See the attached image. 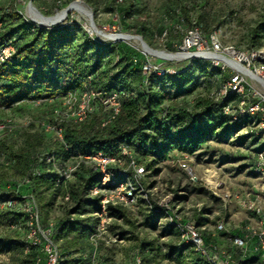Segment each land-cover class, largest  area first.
Returning a JSON list of instances; mask_svg holds the SVG:
<instances>
[{"label":"trees","instance_id":"16d2710c","mask_svg":"<svg viewBox=\"0 0 264 264\" xmlns=\"http://www.w3.org/2000/svg\"><path fill=\"white\" fill-rule=\"evenodd\" d=\"M70 1L54 0L53 7ZM106 3L111 10L119 11L122 21L132 24L131 28L152 46V28L146 17L135 16L138 9L133 2L127 4L119 0H106ZM183 12L185 19L190 22L186 7ZM199 22L201 28L211 31L210 27L201 23L200 17ZM78 31L80 29L76 26L47 28L28 22L18 12L16 0L0 7V46L10 42L16 49L12 61L0 63V111L43 101L44 106L50 107L52 116L69 93L85 90L106 94L119 92L122 103L116 120L105 127L102 123L108 114L103 111L96 112L83 123L73 120L64 123L63 141L54 135H46L42 128H31L25 131L24 147L18 151L9 143V137L0 143V158L7 160L3 161V169L13 167L21 177L20 182L13 179L0 182V226H21V230H14L0 239V248L22 249V264H45V256L40 246H33L27 240L26 215L16 207L1 206L7 199L19 203H24L30 197L40 199L41 209L48 216L49 210L62 195L63 205L67 209L64 218L55 225L53 236L61 255L60 264H78L73 247L84 242L87 234L91 241L96 233V214L100 206L98 200L91 198L89 193L99 182L98 171L81 161L75 178L58 185L55 164L65 166L67 162L98 153L119 156L120 148L126 146L132 158L144 165L150 174L175 151L193 156L201 148L207 147L210 141L234 138L242 129V126L232 123L230 117L224 115L223 106L226 102H216L212 95L229 75L211 62L195 59L189 61L186 67L176 69L177 74L147 76L143 73V63L148 60L145 55L126 43L112 44L100 41L84 31L78 35ZM163 32L164 29H160L159 35ZM167 35L165 47L168 51L174 50V42L182 44L184 40L179 30H169ZM203 79L211 86H208L209 94L199 95L194 103L187 102V97L204 85ZM217 79L221 80L220 84H217ZM51 116L42 121L48 122ZM245 137L247 135L242 138ZM252 142L254 148L258 149L248 160L249 168L256 154L264 150L256 135H252ZM128 165L129 161L126 160ZM35 169L39 175H32ZM158 172L154 170V173ZM132 173L131 169L129 174ZM26 179H29L28 183H25ZM147 183L146 178L141 181L145 195H139L134 208L145 205L152 215H156L153 221L161 216L166 218L165 209L158 204L153 205L149 200ZM23 188L28 193L24 194ZM67 195L69 201L65 200ZM132 209L122 205L111 206L109 217L134 227L129 213ZM201 214L199 210L196 216L189 219L200 228L207 243L217 241L212 236L215 228L200 227L201 220H207ZM166 224L169 234L176 240L169 245V251L162 249L164 253L160 254L164 260L175 264H207L196 251L180 242L175 225H169L167 221ZM80 250L76 249L77 253ZM155 252L152 243H144L140 254L144 264H157Z\"/></svg>","mask_w":264,"mask_h":264},{"label":"rangeland","instance_id":"374dc122","mask_svg":"<svg viewBox=\"0 0 264 264\" xmlns=\"http://www.w3.org/2000/svg\"><path fill=\"white\" fill-rule=\"evenodd\" d=\"M10 1L13 0H0V7ZM76 1H82L84 5H87V9L92 11L93 20L99 31L108 35H139L135 29L131 28L132 24L122 21L119 11L111 10L106 0H71L67 4L58 3L57 8L53 7L54 0H34L33 4L35 2L34 6L43 15L52 17ZM29 2L30 0H16L17 10L28 22L38 25L27 14ZM119 2L127 4L133 2L138 9L135 16L146 17L153 31L152 46H149L154 50L168 53L181 52L183 42L182 44L174 42L173 51L166 49L167 31L179 30L185 37L195 28L201 31L207 46L211 49H213V35L223 47L232 46L241 53L249 54L251 48L264 49V0H119ZM184 7L188 10L190 22L185 19ZM199 17L204 26L211 28L210 32L200 27ZM57 26H76L80 29L78 35H81L83 31L89 34L91 32L90 35L100 41L112 44L126 43L138 53L145 55L151 63L165 68L182 69L191 60H201L200 58L165 60L145 54L138 42L104 39L92 32L90 18L74 9L68 13L64 22ZM160 29H164L162 35H159ZM190 52L195 53L196 50L193 49ZM208 61L214 67L221 69V65L216 66L211 60ZM224 72L227 76L237 73L232 68H226ZM247 80L251 81L250 77H247ZM220 81L217 79V84H220ZM203 83L204 85L187 97V102L194 103L199 95L209 94L208 86H211L207 80L203 79ZM252 83L255 90L264 97V87L259 83ZM50 116V107L48 109L43 101H39L36 104L27 103L18 108L0 111V123L4 120H12L13 131L9 134V143L18 151L24 147L25 131L31 128L41 129L42 119ZM243 136L244 133L241 130L234 138L210 141L207 147L201 148L189 160H186L189 166L186 170L180 166V163L185 162V154L176 151L171 153L168 160L160 163L145 177L148 179L149 200L153 205L168 203L175 211H181L189 218L196 216L200 210L203 219H207L201 220L203 221L201 228L214 229L221 218L227 214V225L230 227L229 222H237L232 218L234 211L240 212L243 209L236 201H233L228 205L226 212L222 201L216 198L213 192L219 196L225 193L234 194L250 189L251 183L253 184L254 179L250 174L248 160L258 148L253 146L252 134L245 138H242ZM4 159L6 160L4 157L0 158V182L6 179L20 182L21 177L13 167L9 170L3 169ZM147 165L148 162H146ZM154 170L159 172L154 173ZM23 193H28L26 188H23ZM169 196L172 199L168 200ZM36 202L41 211L43 226L57 225L64 218L67 206L63 205L62 195L49 210L48 216L41 209L42 201L37 199ZM129 213L135 224L134 227L125 221L112 219L107 232L100 238L96 240L91 238L90 241L87 234L84 242L73 247L78 264H133L135 257L141 254L144 243L147 242L152 243V249L156 251L154 257L157 264H175L164 260L160 254L162 249L165 252L169 251V245L176 240L168 232L166 219L161 216L153 221L156 215H152L143 204L133 208ZM13 232L14 229L10 226H0V239ZM78 248H81L79 253L76 251ZM23 260L22 249L0 248V264H22ZM150 260L152 261V258Z\"/></svg>","mask_w":264,"mask_h":264},{"label":"built area","instance_id":"2783aa9c","mask_svg":"<svg viewBox=\"0 0 264 264\" xmlns=\"http://www.w3.org/2000/svg\"><path fill=\"white\" fill-rule=\"evenodd\" d=\"M212 40L213 49L207 46L205 37L198 28H195L184 37L181 53H191L190 51L195 49L196 52L193 54L198 53L203 56H190L184 59L211 60L216 66L221 65L223 71L226 68H232L237 72L229 74L226 82L212 95L216 102H226L223 106L224 115L230 117L232 123L242 126L241 130L244 135H256L261 145L264 146V97L252 85V82H256L264 87V49L252 50L251 53L245 54L232 46L223 47L214 35ZM15 52V46L10 42H5L0 46V63L12 61ZM207 54H215L219 58L204 56ZM237 64L249 71L253 77L236 68ZM143 73L147 76L164 77L168 74H177V71L176 68L155 65L148 59L143 63ZM244 76L250 77L252 82ZM121 108L119 92L106 94L85 90L80 93H69L63 99L60 108L54 111L51 119L42 123V130L46 135H54L59 141H63L64 123L71 120L83 123L91 115L103 111L108 114L107 119L102 123L105 127L116 120ZM12 131V120L2 121L0 123V143L8 138ZM190 157L185 155V162L180 163L181 168L185 170L189 168L186 160ZM126 160L129 161L128 166H126ZM81 161L92 165L99 173V182L90 189L89 193L91 198L98 200L100 206L96 214L98 219L96 233L92 236V240H96L107 232L111 220L109 207L122 205L134 208L138 203L139 195H145L141 181L145 179L148 172L144 165L132 158L128 147L122 146L119 156L110 157L104 153H98L67 162L65 166L55 164L54 169L59 176L58 185L75 178ZM131 169L133 173L129 174ZM36 174L39 175L37 169L32 172V175ZM250 174L254 179L250 189L234 194L225 193L221 196L213 192L214 196L222 201L226 211L228 205L236 201L252 217L241 227L240 232L236 233L227 225L228 217L225 214L215 226L212 235L217 241L207 243L200 228L189 217L181 211H175L168 203L159 204L165 209L167 223L177 227L180 242L196 251L207 264H264V150L254 157V163L250 166ZM28 182L29 179H26L25 183ZM170 199H172L171 196L168 197V200ZM65 200H70L69 195L65 197ZM1 206L16 207L23 212L26 215L29 243L42 248L45 264H60L61 255L53 240L55 225L49 224L47 227L42 225L41 213L35 198H27L24 203L7 199ZM12 228L21 230L20 225H14ZM219 241L224 244H220ZM133 264H144L141 255L135 257Z\"/></svg>","mask_w":264,"mask_h":264},{"label":"bare ground","instance_id":"6f19581e","mask_svg":"<svg viewBox=\"0 0 264 264\" xmlns=\"http://www.w3.org/2000/svg\"><path fill=\"white\" fill-rule=\"evenodd\" d=\"M81 2H79V1L73 2L67 8H69L70 11L73 10V9L77 10L80 13H82L83 15H86L88 18H90L89 10L87 9L86 5H84ZM67 8H64L63 11L58 12L55 16L47 17V18H45L46 17L45 15H44L45 17L39 16L38 14H36L31 9H28L27 14H28L29 18L32 21H34L35 23H37L41 27H54V26L62 24L64 22V20L67 18L68 13L70 12V11H67ZM92 32L96 33L97 35H99V36H101V37H103L104 39H107V40H117V39L124 38L127 41H131L132 40V41L138 42L140 44V42L136 38H131V37H128V36L122 37V36L115 35V34L108 35V34H106L104 32L99 31L97 28H92ZM145 50H146V52L149 55H152V56H155V57H158V58H161V59H163V58L183 59V58H187V57L194 56V55L195 56H203V54H198V53H196V54H193V53H182V54H178V55L173 56V55L163 54V53H160V52H155V51H152V50H149V49H145ZM204 56H207L209 58H219L215 54H207V55H204ZM235 66H236V68H238L240 71L244 72L245 74L251 75V73L249 71L243 69V67L240 64H237Z\"/></svg>","mask_w":264,"mask_h":264},{"label":"water","instance_id":"95a60500","mask_svg":"<svg viewBox=\"0 0 264 264\" xmlns=\"http://www.w3.org/2000/svg\"><path fill=\"white\" fill-rule=\"evenodd\" d=\"M33 1L34 0H30V2H29V5H28V8L29 9H31L32 11H34L36 14H38L39 16H42V17H45L35 6H34V4H33ZM79 2H81V1H79ZM82 3V2H81ZM87 6V5H86ZM89 10V12H90V27H92V28H97L96 27V24H95V22H94V20H93V13H92V11L90 10V9H88ZM67 11H70V9L69 8H67ZM45 18H47V17H45ZM47 28H51V27H47ZM90 34H92L91 32H90ZM115 35H119V36H122V37H124V36H128V37H131V38H136V39H138V41L140 42V45H141V47H142V49H143V51H144V53L145 54H148L147 52H146V50L145 49H149V50H152V51H155V52H160V53H163V54H167V55H173V56H175V55H178V54H182L181 52H178V53H168V52H166V51H158V50H154L153 48H151L146 42H145V40L143 39V37L142 36H140V35H130V34H115ZM111 41H127V40H125L124 38H121V39H117V40H111ZM192 57H195V55L194 56H192ZM163 59H165V60H175V59H169V58H163ZM184 59V58H183ZM177 60V59H176ZM179 60V59H178Z\"/></svg>","mask_w":264,"mask_h":264},{"label":"crops","instance_id":"0c3cea01","mask_svg":"<svg viewBox=\"0 0 264 264\" xmlns=\"http://www.w3.org/2000/svg\"><path fill=\"white\" fill-rule=\"evenodd\" d=\"M251 187H252V183H251ZM234 211V210H233ZM234 216L232 217L233 220H237L236 221H232L229 222V225L232 229H234V231L236 233L240 232V229L243 225H245L249 220L252 219V217L250 216V214H248L246 211L241 210L240 212H236L234 211ZM231 220V219H230ZM237 223H239V225L237 226ZM220 244H224V242L219 241Z\"/></svg>","mask_w":264,"mask_h":264}]
</instances>
